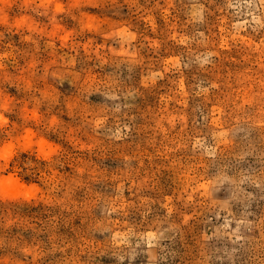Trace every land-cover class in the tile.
<instances>
[{
    "label": "rangeland",
    "instance_id": "1",
    "mask_svg": "<svg viewBox=\"0 0 264 264\" xmlns=\"http://www.w3.org/2000/svg\"><path fill=\"white\" fill-rule=\"evenodd\" d=\"M0 264H264V0H0Z\"/></svg>",
    "mask_w": 264,
    "mask_h": 264
},
{
    "label": "bare ground",
    "instance_id": "2",
    "mask_svg": "<svg viewBox=\"0 0 264 264\" xmlns=\"http://www.w3.org/2000/svg\"><path fill=\"white\" fill-rule=\"evenodd\" d=\"M9 182H10L11 184H13V185H18V183H17L15 180H13V179H9Z\"/></svg>",
    "mask_w": 264,
    "mask_h": 264
}]
</instances>
